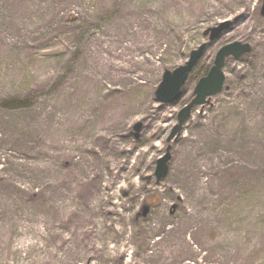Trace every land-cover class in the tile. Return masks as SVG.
<instances>
[{"label":"rangeland","instance_id":"obj_1","mask_svg":"<svg viewBox=\"0 0 264 264\" xmlns=\"http://www.w3.org/2000/svg\"><path fill=\"white\" fill-rule=\"evenodd\" d=\"M202 1L0 0V264H264L263 0ZM236 41L250 50L170 137ZM202 43L160 103L164 71Z\"/></svg>","mask_w":264,"mask_h":264},{"label":"water","instance_id":"obj_2","mask_svg":"<svg viewBox=\"0 0 264 264\" xmlns=\"http://www.w3.org/2000/svg\"><path fill=\"white\" fill-rule=\"evenodd\" d=\"M261 14L264 15V0L261 6ZM231 22L226 21L220 23L218 26L209 28L205 33H209L208 39H216L225 28L230 25ZM206 47V43L200 44L196 49L190 52L188 60L183 64L173 69L172 71H164L162 79L155 90V97L161 103H169L175 100L181 94V87L186 81L189 72L196 64L199 57L202 55ZM250 50V46L247 43L232 42L228 43L218 49L213 64L210 67L208 73L199 79L194 88V97L183 106L177 114V124L174 125L170 133L172 137L180 128L185 119L189 116L190 111L194 105L203 104L206 102V98L218 93L224 83L223 66L225 58L232 56L238 58L245 52ZM141 128V123L138 122L134 126V136H138V132ZM169 137V138H170ZM170 154L166 152L164 155L156 160V167L154 175L156 180L164 178L168 172V161ZM146 212V210L144 211Z\"/></svg>","mask_w":264,"mask_h":264},{"label":"bare ground","instance_id":"obj_3","mask_svg":"<svg viewBox=\"0 0 264 264\" xmlns=\"http://www.w3.org/2000/svg\"><path fill=\"white\" fill-rule=\"evenodd\" d=\"M208 4H207V3ZM211 1L209 0V2H208V0H203L202 1V6L204 7V8H207L208 6L207 5H211V3H210ZM185 123V122H184ZM197 123H199L198 122V120H197V118H194V124H197ZM107 137H109V134L108 133H105V134H103V137L102 138H107ZM189 137H190V133L189 132H187V134H185V135H182L180 138L182 139V140H180V141H188L189 140ZM111 143H109V145H110ZM112 145V144H111ZM114 148H117L118 149V151H120V152H123V151H125V149L124 148H118V147H114ZM181 160V159H180ZM179 160V162H177V163H174V165H172V170H171V177H170V182L171 183H175V182H177V181H179V180H182V179H185V168L184 167H182L181 166V161ZM170 183V186H169V190L170 191H172V192H176L175 191V189L173 188V184H171Z\"/></svg>","mask_w":264,"mask_h":264}]
</instances>
